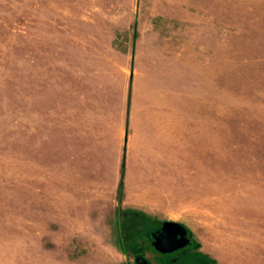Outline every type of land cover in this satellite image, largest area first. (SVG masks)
Masks as SVG:
<instances>
[{"label":"rangeland","instance_id":"1","mask_svg":"<svg viewBox=\"0 0 264 264\" xmlns=\"http://www.w3.org/2000/svg\"><path fill=\"white\" fill-rule=\"evenodd\" d=\"M142 31L180 56L206 117L196 165L149 210L122 203L124 182L78 183L43 111L87 54ZM165 220L193 241L177 259L146 240ZM143 261L264 264V0H0V264Z\"/></svg>","mask_w":264,"mask_h":264},{"label":"crops","instance_id":"2","mask_svg":"<svg viewBox=\"0 0 264 264\" xmlns=\"http://www.w3.org/2000/svg\"><path fill=\"white\" fill-rule=\"evenodd\" d=\"M153 34L140 32L128 48L92 50L62 85L59 106L43 109L52 119L45 130H59L62 166L76 168L78 183H110L117 193L122 181V203L147 210L164 199L165 184L180 182L182 167L196 165L206 130L205 114L198 117L182 89L180 56Z\"/></svg>","mask_w":264,"mask_h":264},{"label":"water","instance_id":"3","mask_svg":"<svg viewBox=\"0 0 264 264\" xmlns=\"http://www.w3.org/2000/svg\"><path fill=\"white\" fill-rule=\"evenodd\" d=\"M162 230V233L153 242L154 246L162 251H172L185 245L188 241L185 236L187 229L178 221H163Z\"/></svg>","mask_w":264,"mask_h":264},{"label":"flooded vegetation","instance_id":"4","mask_svg":"<svg viewBox=\"0 0 264 264\" xmlns=\"http://www.w3.org/2000/svg\"><path fill=\"white\" fill-rule=\"evenodd\" d=\"M162 225H163V222L160 223V224H156L153 228H151V230L148 232L146 240H148L153 245V247L155 248V250L157 252H159V253H161L163 255H166V258L171 257V259H177L178 257H180V254H179L180 251L182 249H184L185 247H187V246H189V245H191L193 243L192 238H191L189 232L187 231L185 236L188 238V241H187V243L185 245H183V246H181V247H179L177 249H174L172 251H162V250L156 248L154 246V244H153V242L155 241L156 237L158 235H160V233H162V231H163L162 230ZM139 264H147V263L145 261H143V262H140Z\"/></svg>","mask_w":264,"mask_h":264},{"label":"trees","instance_id":"5","mask_svg":"<svg viewBox=\"0 0 264 264\" xmlns=\"http://www.w3.org/2000/svg\"><path fill=\"white\" fill-rule=\"evenodd\" d=\"M121 183H122V181H121ZM131 211H132V210H131ZM145 224L147 225V223H143V224H142V227H145V226H146ZM144 225H145V226H144ZM148 231H149V230H148Z\"/></svg>","mask_w":264,"mask_h":264}]
</instances>
